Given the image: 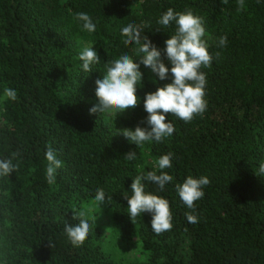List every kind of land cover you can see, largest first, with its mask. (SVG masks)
Returning <instances> with one entry per match:
<instances>
[{"label": "trees", "instance_id": "1", "mask_svg": "<svg viewBox=\"0 0 264 264\" xmlns=\"http://www.w3.org/2000/svg\"><path fill=\"white\" fill-rule=\"evenodd\" d=\"M169 8L203 21L213 56L201 68L207 109L190 122L167 114L173 135L138 149L115 128L142 126L143 103L128 118L90 115L95 81L122 52L139 58L120 35L129 22L147 25L144 32L162 49L175 24L161 29L157 19ZM77 12L90 15L94 33L81 30ZM90 42L101 62L83 73L77 57ZM141 70V100L170 82L154 83L151 71ZM6 88L16 91L15 101ZM49 145L62 161L53 183L46 177ZM129 152L138 158L125 160ZM169 152L173 166L165 171L173 182L162 192L154 184L146 189L166 198L172 212V228L157 235L150 214L130 220L125 195L135 175ZM13 153L17 171L0 177V264H117L94 219L78 247L64 233L65 223H78L73 211L97 203V188L111 197L103 205L122 240L148 253L131 264H264V175L255 174L264 162V0H0V158ZM189 175L210 181L194 209L176 192Z\"/></svg>", "mask_w": 264, "mask_h": 264}, {"label": "clouds", "instance_id": "2", "mask_svg": "<svg viewBox=\"0 0 264 264\" xmlns=\"http://www.w3.org/2000/svg\"><path fill=\"white\" fill-rule=\"evenodd\" d=\"M74 19L82 31L90 34L96 31V24L89 14L77 12ZM157 24L161 29L175 24L174 34L168 35L162 49L144 32L147 25H138L132 21L121 28L123 42L134 45L135 55L139 58L134 59L128 51H124L119 57L105 63L102 78L95 81L98 103L89 109L90 115L107 114L117 117L129 109L134 110L142 102L143 110L147 113L142 126L138 125L134 130L115 128V136L122 135L138 149L145 144L161 143L173 135L175 127L167 114L190 122L207 109V79L201 68L209 67L213 56L204 39L206 29L202 19L191 11L177 12L169 8L157 19ZM226 44L227 37H220L218 46L224 47ZM94 46L90 42L78 54L77 59L81 62L79 69L83 73H93L95 66L101 62L99 52L94 50ZM142 66L149 69L156 78L154 83L170 82L163 87H157L154 92L146 93L141 100L137 91L144 87ZM4 95L13 101L17 98L16 91L11 88H6ZM17 155L13 153L12 158H0V177L10 176L17 171L19 165L13 163ZM137 158L136 152H129L124 157L129 162ZM45 159L48 161L46 177L49 183H53L56 171L62 167V161L50 145L45 152ZM173 159L174 153L169 152L154 160L153 170L135 175L130 187L131 196L125 195L128 204L127 216L130 220L134 223L138 216L150 214L151 230L157 235L172 228V212L166 198L146 189L148 184H154L162 192L166 185L173 182L174 177L165 171L173 166ZM255 174L264 175V162L259 163L258 172ZM209 183L206 176L189 175L182 183H176V192L187 208L194 209L195 202L205 194L203 188ZM95 192L93 199L100 208L106 204V199H111L106 198L103 188H97ZM186 215L190 223L197 222L196 216ZM73 219L78 223H65L64 233L71 245L78 247L88 237L92 222L83 212L73 211Z\"/></svg>", "mask_w": 264, "mask_h": 264}, {"label": "rangeland", "instance_id": "3", "mask_svg": "<svg viewBox=\"0 0 264 264\" xmlns=\"http://www.w3.org/2000/svg\"><path fill=\"white\" fill-rule=\"evenodd\" d=\"M110 116L116 117L115 115ZM118 117L128 118V110L124 114L118 115ZM84 213L97 222V226L103 234L102 245L105 252L111 254L117 264L139 263L147 260L148 253L140 243L122 240L112 222L110 212L104 205H101L100 208L98 203H93L84 209Z\"/></svg>", "mask_w": 264, "mask_h": 264}]
</instances>
